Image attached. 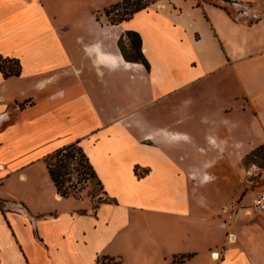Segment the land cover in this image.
<instances>
[{"label":"crops","instance_id":"0c3cea01","mask_svg":"<svg viewBox=\"0 0 264 264\" xmlns=\"http://www.w3.org/2000/svg\"><path fill=\"white\" fill-rule=\"evenodd\" d=\"M122 1L0 0L21 64L0 70V264H264V212L227 211L220 177L264 144V0H232L254 21L161 0L112 23ZM75 142L113 201L57 191L45 159Z\"/></svg>","mask_w":264,"mask_h":264},{"label":"trees","instance_id":"16d2710c","mask_svg":"<svg viewBox=\"0 0 264 264\" xmlns=\"http://www.w3.org/2000/svg\"><path fill=\"white\" fill-rule=\"evenodd\" d=\"M231 2V0H226ZM150 5V0H123L111 6V8L106 9V14L109 16L111 13L119 7L125 8V10L120 13L121 18L116 21H111L116 23L129 19L135 12L146 8ZM131 48L136 51V56L134 58L128 57L124 51L123 56L127 61H135L143 63L147 68H149V63L141 52V37L138 33L134 31H127L126 33ZM123 38L119 40V46L122 50L120 42ZM0 70L4 77L19 76L21 73V64L18 59L15 58H4L0 55ZM78 159L77 165L74 166V171L77 172L79 178L77 182H73L71 177L73 171L71 169V164L73 160ZM55 160L53 163L52 161ZM50 176L57 188V191L64 197L73 196L76 198L82 197L81 191L84 188V182L90 179H97L98 184L102 186L101 181L97 178V173L87 155L85 154L79 142L71 143L65 145L61 148L55 150L52 154L48 155L45 159ZM135 172L138 176H142L144 172L139 166L135 168ZM69 183V184H67ZM108 200H112L108 198ZM113 201V200H112ZM192 255H187L191 257ZM112 259H108L111 262Z\"/></svg>","mask_w":264,"mask_h":264},{"label":"rangeland","instance_id":"374dc122","mask_svg":"<svg viewBox=\"0 0 264 264\" xmlns=\"http://www.w3.org/2000/svg\"><path fill=\"white\" fill-rule=\"evenodd\" d=\"M150 1H157V0H150ZM222 1V0H221ZM224 1V0H223ZM232 6L233 12L237 13L238 17L248 18L250 21H254L257 19L255 16L247 17L245 16L247 12L250 11V6L248 4L240 3L237 1L227 2ZM111 8V6L109 7ZM118 12H113L109 16H107L109 21H116L121 18L120 13H122L125 8L122 6L119 7ZM260 15V14H258ZM257 15V17H259ZM128 39V37H127ZM127 42V44L125 43ZM122 46V51L130 57L134 58L136 56V51H134L129 41L122 39L120 42ZM78 159L73 160L71 164V169L73 171L72 174V181L77 182L79 175L76 171H74V166L77 165ZM53 163L55 160L52 161ZM263 169H264V144L257 147L254 151L249 153L247 156L243 158L242 161V173L235 174V173H226L222 174L220 177L223 179L224 176L229 180L225 183V188H223V192H226V196L229 199V204L226 206L227 211L235 212L238 206V202L246 195L245 197V204L247 207L255 208L254 199L257 196V192L264 187V177H263ZM240 176L241 179L240 188L237 183V180L234 181V178ZM69 184V183H67ZM84 188L81 191L82 196L89 197L93 204H96L99 199L105 200L108 199L107 194L104 192L103 187L98 184L97 179H90L84 183H82ZM240 189V190H239ZM256 209V208H255ZM216 259V258H215Z\"/></svg>","mask_w":264,"mask_h":264},{"label":"built area","instance_id":"2783aa9c","mask_svg":"<svg viewBox=\"0 0 264 264\" xmlns=\"http://www.w3.org/2000/svg\"><path fill=\"white\" fill-rule=\"evenodd\" d=\"M165 1H171V0H165ZM160 2H161V0H157V1H153V2L150 1V5L151 4H160ZM118 9L119 8H117L115 10V12H118L119 11ZM254 204H255V208L258 212H264V187L257 192V196L254 199ZM215 256H217L216 260L220 259V255L218 252L212 253V257L214 258Z\"/></svg>","mask_w":264,"mask_h":264},{"label":"bare ground","instance_id":"6f19581e","mask_svg":"<svg viewBox=\"0 0 264 264\" xmlns=\"http://www.w3.org/2000/svg\"><path fill=\"white\" fill-rule=\"evenodd\" d=\"M217 256H215L214 258H216Z\"/></svg>","mask_w":264,"mask_h":264}]
</instances>
